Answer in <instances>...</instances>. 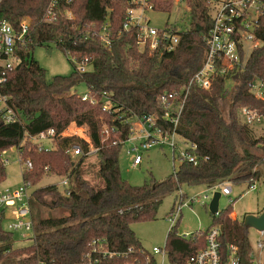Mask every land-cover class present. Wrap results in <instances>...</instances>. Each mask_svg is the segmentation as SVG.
Returning <instances> with one entry per match:
<instances>
[{"label":"trees","instance_id":"obj_1","mask_svg":"<svg viewBox=\"0 0 264 264\" xmlns=\"http://www.w3.org/2000/svg\"><path fill=\"white\" fill-rule=\"evenodd\" d=\"M50 1L3 0L0 4L1 21L15 30L23 20L29 25L25 44L17 52L20 62L8 73V82L1 90L18 122H0V184L6 178L1 154L15 148L21 161L25 157L33 165L31 171H22L24 184L33 187L42 176L53 174L73 179L76 188L61 192L51 185L33 190L32 209L47 207L57 215L33 220L32 243L21 248L12 247L14 234L0 223V264H81L83 256L98 244L111 253L132 249L127 260L145 264L146 258L139 252L143 248L131 225L154 221L162 200L179 192L182 185L209 188L229 182L250 189L261 181L264 186V135L256 136L238 115L241 108L264 115V100L256 99L248 91L254 80L264 81V18L256 30L261 46L251 53L239 72L232 93L225 91L221 79L209 91L190 88L173 126L164 118L160 96L184 89L200 69L212 22L208 0H184L188 28L180 35L173 52L162 53L139 52L136 31H122L128 0L60 2L52 16L46 18ZM172 1L153 0L157 9L167 14ZM106 23L109 45L99 39ZM51 45L69 59L73 67L69 75L48 79L34 59L35 48ZM70 57L90 69L79 72ZM82 84L87 89V101L76 93V87ZM104 94L110 99V107L103 112L100 101ZM180 101L181 98L176 99L174 107ZM173 117L176 116L172 111L170 119ZM145 118H153L156 127L174 131L194 145L196 164L180 162L164 181L149 180L142 186H132L120 176L119 152L132 133V121ZM102 122L116 131L105 141L101 136ZM71 125L85 128L89 143L74 136L61 137ZM48 130L57 135L56 149L39 153L32 139ZM73 145L84 152L89 146L99 148L96 156L103 188L96 189L82 180L81 161L74 163L65 153ZM230 213L228 207L211 215L212 228L221 232L223 259L233 245L239 264H254L249 229L243 225V219H234ZM177 227L167 233L165 247L169 263L184 264L204 247L210 229L195 231L189 239H182ZM123 260L113 259L109 264H123Z\"/></svg>","mask_w":264,"mask_h":264},{"label":"built area","instance_id":"obj_2","mask_svg":"<svg viewBox=\"0 0 264 264\" xmlns=\"http://www.w3.org/2000/svg\"><path fill=\"white\" fill-rule=\"evenodd\" d=\"M2 1L0 0V4ZM60 2L70 4L72 0H51L45 14L46 18L52 16ZM208 2L212 22L206 36V50L200 69L189 79L184 89L160 96V102L165 109L164 118L168 119L173 126H176L178 122L184 99L190 88L209 91L215 81L221 79L224 82L225 91L232 93L237 85L239 72L244 69L251 53L261 46V41L256 36V30L264 18V0H208ZM181 6L187 10L184 0H173L171 11L175 7L180 8ZM155 11L162 12L157 9L153 0H128L122 31L128 32L131 29L136 31V46L139 52H173L179 43L180 35L185 30H181L176 23L166 24L163 29L152 27L147 13ZM108 26V23L104 24L99 35V39L104 45H109L111 42L107 30ZM28 29L29 25L26 20L20 22L18 30L13 29L7 22L0 20V122L4 124L18 122L17 114L7 106V98L2 95L1 90L8 82V73L14 70L20 62L17 52L25 44ZM122 31L117 34V38L121 36ZM70 59L79 72L87 71L85 66L88 65L77 63L74 58L70 57ZM248 91L256 99L264 100V81L254 80L249 85ZM178 98H181V101L179 105L174 107ZM81 100H88L87 93L81 96ZM100 102L102 111H107L110 107V99L104 94ZM172 111L175 112L176 117L170 119V112ZM238 115L242 122L249 127L259 126L264 120V115L249 108L239 109ZM136 120L141 123L138 133H135V135L132 130L131 135L123 144V146L126 143L130 144L126 149V155L132 160V167L135 168L140 165L142 152L155 147H167L172 154L173 163L178 160L179 163L185 161L196 164V158L192 154L195 149L194 145L185 142L174 131H164L156 127L153 118ZM115 133L114 128H109L102 122L101 136L104 141ZM60 136L68 137L64 134ZM55 137L57 135L54 130H48L33 138L32 141L38 140L36 143L33 142L36 144L37 152H50L56 149ZM79 139L89 143L88 136ZM43 141H46L47 144H43ZM179 143H182L185 147L180 149L178 147ZM98 151L99 148L89 146L88 151L84 152L80 146L73 145L67 148L65 153L72 160H75L78 157L97 154ZM18 162L22 167V171L29 172L33 169L32 162L29 159L21 161L18 158ZM45 172H48V170L45 169ZM67 182L68 180L63 178L61 182L62 186L65 187L63 192L69 189ZM256 184L254 183L250 188H255ZM29 187L24 184L14 191H0V223L7 221V230L11 233L33 231L34 224L31 217ZM215 192H219L220 196L225 197L232 195V189L226 183L209 187L203 193L192 198L185 197L179 191L177 202L174 203L167 214V220L171 225L170 229L177 226L183 209L190 208L193 204L207 206L206 201L209 203ZM257 233L258 239L255 249L262 252L264 249V231H257ZM220 234L219 228H211L205 237L204 247L189 256L184 264H239L237 249L233 245L228 247L226 260L223 259ZM190 236L191 234H186L180 236V238L189 239ZM98 245L92 252L83 256L81 264H109L113 259H124L123 264H138L127 260L128 255L133 252L132 249H128L125 253H111L105 250L102 245ZM139 252L145 256V264H157L154 259L156 256H161L162 260L168 259L165 246L163 248L154 247L151 252L144 249ZM255 257L253 249L254 264Z\"/></svg>","mask_w":264,"mask_h":264},{"label":"rangeland","instance_id":"obj_3","mask_svg":"<svg viewBox=\"0 0 264 264\" xmlns=\"http://www.w3.org/2000/svg\"><path fill=\"white\" fill-rule=\"evenodd\" d=\"M147 17L150 25L157 29H163L166 24L176 23L181 30H186L189 25V14L183 6L180 8L175 7L169 14L158 11L149 12L147 13ZM33 57L39 66L44 69L48 79L54 76H67L73 71L69 59L54 45L35 48L33 51ZM89 69V66H85V70ZM76 93L79 96L85 95L87 93L85 85L82 84L76 87ZM140 125L141 123L136 119L132 121L131 127L134 134L138 133ZM252 128L256 136L264 135V120L261 125H255ZM86 132L85 128H77L71 125L63 134L68 137L74 136L76 138H87ZM33 142L36 143L38 140H33ZM42 143L47 144L46 141H43ZM128 146H130V144L126 143L121 148L118 164L121 178L132 186H142L145 181L149 180H154L155 182L164 181L178 168V160H175L173 163L172 154L167 147H155L142 152L140 155L141 163L134 168L132 167V160L126 155V149ZM178 147L182 149L185 146L182 143H179ZM1 157L4 163L5 161L7 162L4 164L6 178L0 184V191H14L24 185L21 176L22 167L18 162L19 154L17 151L11 149L1 154ZM24 159L25 157H23V160ZM79 161H81L79 171L82 180L90 183L96 189L103 188L104 183L98 175L99 160L96 154L87 157H78L74 160V163H78ZM262 171L264 176L263 168ZM62 181V177L53 174L42 176L33 187L28 188V192L31 193L37 188L51 185H56L58 190L63 192L65 187L62 186ZM67 183L69 188H76L73 179H68ZM225 183L231 187L232 195L230 197H220L218 204L219 210H225L230 207V214H234L237 219H241L244 215L256 214L263 208L264 186L261 184V181L252 189L247 188L245 185H233L229 182ZM204 191V188L199 186L189 187L187 185H182L180 189V192L187 198L197 196ZM178 193L179 192L167 196L162 200L154 221L131 225V229L145 251L151 252V249L154 247L163 248L165 246L167 233L171 228V225L167 220V214L170 212L173 204L177 202ZM230 202L232 203L230 204ZM206 203V207L201 204H193L192 207L183 209L181 222L177 228L178 235L184 236L197 230L206 231L212 228L211 214L208 210L209 203L208 201H206ZM30 209L32 220H35L38 217L47 218L57 215L56 211L54 212L47 207L40 206L32 209L30 204ZM7 223V221H2L1 223L2 228L5 230H7ZM13 234V248L26 247L32 243L31 238L34 235L33 231L13 232ZM257 239V231L250 229L249 240L255 251V264H264V249L262 252H258L255 249ZM154 259L157 264H171L168 259L162 260L161 256H156ZM2 264H7V262L4 261Z\"/></svg>","mask_w":264,"mask_h":264},{"label":"water","instance_id":"obj_4","mask_svg":"<svg viewBox=\"0 0 264 264\" xmlns=\"http://www.w3.org/2000/svg\"><path fill=\"white\" fill-rule=\"evenodd\" d=\"M15 149V148H13ZM219 199H220V193L219 192H215L213 194V198L211 199V201L208 204V210L210 212L211 215H216L219 211ZM243 225L247 228V229H254L258 232H262L264 231V210L258 214V215H254V214H247L243 217Z\"/></svg>","mask_w":264,"mask_h":264},{"label":"crops","instance_id":"obj_5","mask_svg":"<svg viewBox=\"0 0 264 264\" xmlns=\"http://www.w3.org/2000/svg\"><path fill=\"white\" fill-rule=\"evenodd\" d=\"M12 150L15 151V149H12ZM193 187H194V186H193ZM199 187H203L204 190L207 189V187H205V186H199ZM184 196H185V195H184ZM220 197H221V196H220ZM173 205H174V204H173ZM191 207H192V206H191ZM204 207H206V206H204ZM171 209H172V208H171ZM218 209H219V208H218ZM262 209H263V208H262ZM262 209H261L258 213L254 214V215H258V214H260V213L263 211ZM244 216H245V215H244ZM244 216H243V217H244ZM231 217L234 218V219L237 218L234 214H231ZM243 217H242L241 219H243ZM181 218H182V214H181ZM180 222H181V219H180V221H179L178 224H177L178 227H179V225H180ZM178 227H177V228H178ZM249 230H250V229H249ZM197 231H198V230H197ZM194 232H195V231H194Z\"/></svg>","mask_w":264,"mask_h":264}]
</instances>
